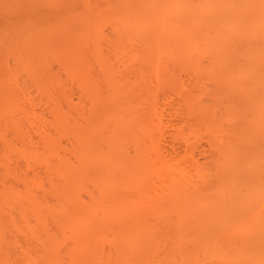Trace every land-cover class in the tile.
<instances>
[{"label":"bare ground","instance_id":"1","mask_svg":"<svg viewBox=\"0 0 264 264\" xmlns=\"http://www.w3.org/2000/svg\"><path fill=\"white\" fill-rule=\"evenodd\" d=\"M0 264H264V0H0Z\"/></svg>","mask_w":264,"mask_h":264},{"label":"rangeland","instance_id":"2","mask_svg":"<svg viewBox=\"0 0 264 264\" xmlns=\"http://www.w3.org/2000/svg\"><path fill=\"white\" fill-rule=\"evenodd\" d=\"M70 85H71V84H70ZM74 87H75V86H72V85L70 86V91H71V90H74V91H71V93L73 92V94L75 93V90H77L76 92L79 91V89H77L76 87L74 88ZM72 88H73V89H72ZM33 105H34V106H33ZM31 106H32V107H39V106L41 107L40 104H36V103H32ZM41 115H42V114H41ZM42 116H44V115H42Z\"/></svg>","mask_w":264,"mask_h":264}]
</instances>
